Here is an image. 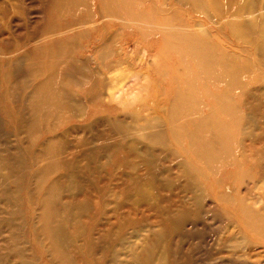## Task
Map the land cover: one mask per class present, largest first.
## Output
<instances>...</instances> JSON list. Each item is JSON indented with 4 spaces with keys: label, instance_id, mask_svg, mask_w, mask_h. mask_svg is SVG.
Listing matches in <instances>:
<instances>
[{
    "label": "rangeland",
    "instance_id": "1",
    "mask_svg": "<svg viewBox=\"0 0 264 264\" xmlns=\"http://www.w3.org/2000/svg\"><path fill=\"white\" fill-rule=\"evenodd\" d=\"M0 264H264V0H0Z\"/></svg>",
    "mask_w": 264,
    "mask_h": 264
},
{
    "label": "bare ground",
    "instance_id": "2",
    "mask_svg": "<svg viewBox=\"0 0 264 264\" xmlns=\"http://www.w3.org/2000/svg\"><path fill=\"white\" fill-rule=\"evenodd\" d=\"M100 12H102V11H100ZM109 18H110V17H109ZM212 21H213V19H212ZM225 55H226V54H225ZM227 55H228V54H227ZM227 55H226V56H227ZM228 60H229V56H228ZM223 69H224V68H223ZM225 73H226V72H225ZM225 75H226V74H225Z\"/></svg>",
    "mask_w": 264,
    "mask_h": 264
}]
</instances>
